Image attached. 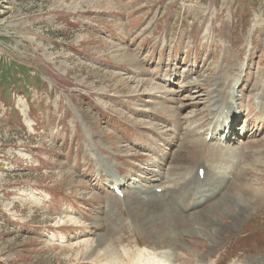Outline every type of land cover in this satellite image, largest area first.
<instances>
[{
	"label": "rangeland",
	"instance_id": "obj_1",
	"mask_svg": "<svg viewBox=\"0 0 264 264\" xmlns=\"http://www.w3.org/2000/svg\"><path fill=\"white\" fill-rule=\"evenodd\" d=\"M21 69L0 88V264H91L95 237L134 264H264V0H0V72ZM224 111L239 161L186 140ZM118 176L138 189L109 194ZM240 177L258 199L220 202Z\"/></svg>",
	"mask_w": 264,
	"mask_h": 264
},
{
	"label": "bare ground",
	"instance_id": "obj_2",
	"mask_svg": "<svg viewBox=\"0 0 264 264\" xmlns=\"http://www.w3.org/2000/svg\"><path fill=\"white\" fill-rule=\"evenodd\" d=\"M225 95H227V98L229 97V93L228 94H225ZM220 101H221V98H219V99H216V97H215V100H214V102H213V104H212V107H213V109H216V110H218V106L219 105H221V103H220ZM226 107H227V103H226ZM259 108L261 109V113L263 114V110H262V105H260L259 106ZM212 109V110H213ZM227 109H228V111H230L231 112V110L235 113V111H234V109L232 108V106H229V107H227ZM223 113V112H222ZM221 112L219 113L220 115L222 114ZM228 114V113H227ZM226 114V115H227ZM226 115H224L222 118H220V120L219 121H217V122H215V123H213V119L211 118L210 119V123L209 124H211L210 126H209V128H208V133L205 131V130H203V131H201L203 134H204V138L203 137H201V134L200 133H198L197 131H195L193 128H187L186 129V132H185V134H186V136H187V138H186V140L189 142V143H191V144H194V143H197L198 142V140L201 142H203L204 144H206V142H207V137H209V141L212 139V141H216L215 143H213V145H215V146H218L219 145V148H221V144H220V142H218L217 141V139H216V137H215V135H216V131H217V129L218 128H220V127H222L221 126V121L224 119V117L226 116ZM229 116V114L226 116V117H228ZM190 120H193V117L191 118V119H189V121ZM173 123V122H172ZM173 125H174V123H173ZM175 126V125H174ZM189 126H191V125H189ZM236 127V126H235ZM249 126L247 125L246 126V129H245V131H248L249 129ZM236 129H234V131H235ZM167 132H169V130L167 131ZM167 132H166V134H167ZM250 133V132H249ZM202 134V135H203ZM229 134H231V132L229 133ZM233 135H232V137H236V135L234 134V132L232 133ZM192 137V138H191ZM221 139H223V138H221ZM221 139L219 138V141H221ZM230 140V139H229ZM201 142V143H202ZM225 144V143H224ZM207 145H208V143H207ZM223 145V144H222ZM240 145H242L241 143H240ZM243 146V145H242ZM231 149L230 150H227V148L226 149H224V148H221L220 149V151L222 152V153H225V156H227V157H225V158H222V159H229V153H235V155L234 156H232V158H235L233 161L235 162V161H239L238 159L240 158V155L242 154V152H243V149H241V151L240 152H238V150L239 149H232V147H230ZM237 152V153H236ZM240 154V155H239ZM246 160V165H248V166H253L254 165V163H257L260 159L259 158H254V157H247V158H245L244 159V161ZM213 167H215V166H213ZM222 167V166H221ZM213 171H217V169L216 168H213L212 169ZM225 173H227V172H225ZM216 174V173H215ZM240 174V173H239ZM229 175L231 176V175H233V172H231V173H229ZM236 177L235 176H233V178L231 177V179L230 180H235L236 181V179H235ZM115 180V179H114ZM204 180V179H203ZM229 180V181H230ZM158 182V179L155 177V180H154V182ZM227 179L225 180L224 179V182L223 183H227ZM148 182V181H147ZM222 183V184H223ZM239 183L241 184L240 186H241V191H238L237 192V197H239V198H234L235 197V194H234V196H228V192H227V190H225V192L221 195V197H220V192L221 191H223V189L221 188V185L222 184H218V185H215V186H213L210 190H209V192L208 193H211V194H208L207 195V197H205V198H202V199H200L201 201L203 200V202H202V204H203V206H205V205H207L208 203H210V202H214V201H216L217 199H218V197H220V199H219V201L221 202L223 199H225L226 197H227V199L229 200V202H231L232 201V203H234L235 205H240L241 203H243V201L246 203V201L247 200H256V199H258L257 198V196H258V192L256 191V190H254L252 187H250L247 183H245V182H243V179H242V177H240V181H239ZM114 186L116 185V186H121V183H120V180L119 181H114ZM158 184V183H157ZM172 184L171 183H166V184H164V186H162L161 188H157V189H161V191L163 190H165L166 188H168V190H169V188H170V186H171ZM186 185V184H185ZM133 186V185H132ZM128 188H132L131 186H127ZM150 189L149 190H147V191H143V195H147L148 193H150V192H152V194L154 193L155 195H156V188H154V186H151V184H150ZM183 189H184V187H183ZM168 190H166V191H168ZM153 191H155V192H153ZM160 191V190H159ZM165 191V192H166ZM142 193V192H141ZM128 194V193H127ZM140 195V194H139ZM140 196H142V195H140ZM262 196V195H261ZM132 197V196H131ZM263 197V196H262ZM143 198V197H142ZM232 198H234V199H236L235 200V202L232 200ZM241 198V199H240ZM260 198V197H259ZM264 198V197H263ZM140 201H142V199H140V198H138ZM144 201V200H143ZM238 201H239V203H238ZM147 202H149V201H147ZM199 203V202H198ZM218 204L219 203H214V204H212V206L210 205V207L212 208H215V207H217L218 206ZM262 204V203H261ZM264 206V205H263ZM262 206V207H263ZM209 207V208H210ZM233 207L235 208V209H237L238 210V208H237V206H234L233 205ZM205 209H207V207L206 208H204V209H202L201 211H198V212H194L195 213V216L196 217H198V218H200L201 216L200 215H205L203 212L205 211ZM235 213V212H234ZM264 214V213H263ZM191 218L192 217V215H189V216H187V217H184L185 219L186 218ZM200 227H203L205 230H207V231H209V232H211V230H212V224L210 223V222H207V223H205V224H200L199 225ZM215 228H217L216 227V225H215ZM176 230H183V231H181L179 234L181 235V236H185V235H187V234H200L201 232L198 230H196V226H193L192 224H190V225H186V226H184V228L183 227H179V228H175ZM206 231V232H207ZM197 236V235H196ZM199 237V236H198ZM97 239V240H96ZM216 240V239H215ZM107 248H108V244H105V245H101L100 244V241H99V239H98V237H95V239H93V240H91V242L89 243V245L87 246V248H86V254H85V257H84V260L85 261H92L91 262V264H99V263H104V264H132L134 261H133V259L132 258H134V254H130V253H122V255L119 253V252H116V251H113V250H111L110 252H107ZM171 249V248H170ZM173 249V248H172ZM214 250V249H213ZM158 252H159V250H158ZM163 253V252H162ZM162 253H160V254H162ZM160 254H158V255H160ZM174 254V253H173ZM141 256V255H140ZM198 262H202V260L201 261H198ZM162 263H164V262H162ZM161 263V264H162ZM201 264V263H200Z\"/></svg>",
	"mask_w": 264,
	"mask_h": 264
},
{
	"label": "trees",
	"instance_id": "obj_3",
	"mask_svg": "<svg viewBox=\"0 0 264 264\" xmlns=\"http://www.w3.org/2000/svg\"><path fill=\"white\" fill-rule=\"evenodd\" d=\"M12 73L15 76H12ZM25 71L24 69H21V71L15 70L11 71V70H1L0 72V76H2V78H0V88H6L8 86V84L10 85V83H13V85L18 84L19 86H17L15 88V91H19V88L25 89L27 88L26 82L28 81L27 79H25ZM6 94H2V98L5 97Z\"/></svg>",
	"mask_w": 264,
	"mask_h": 264
}]
</instances>
